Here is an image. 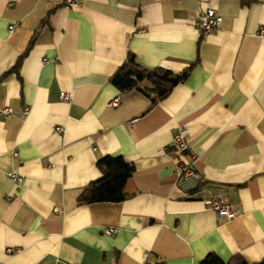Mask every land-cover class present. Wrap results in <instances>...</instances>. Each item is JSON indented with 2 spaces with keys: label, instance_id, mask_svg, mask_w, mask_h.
Instances as JSON below:
<instances>
[{
  "label": "crops",
  "instance_id": "1",
  "mask_svg": "<svg viewBox=\"0 0 264 264\" xmlns=\"http://www.w3.org/2000/svg\"><path fill=\"white\" fill-rule=\"evenodd\" d=\"M78 1L0 0V264L264 259V0ZM208 8L222 21L203 33L193 18ZM130 54L188 74L156 102L122 92L111 77ZM181 126L198 194L179 186ZM106 155L135 166L126 198L79 203Z\"/></svg>",
  "mask_w": 264,
  "mask_h": 264
},
{
  "label": "trees",
  "instance_id": "2",
  "mask_svg": "<svg viewBox=\"0 0 264 264\" xmlns=\"http://www.w3.org/2000/svg\"><path fill=\"white\" fill-rule=\"evenodd\" d=\"M188 71L173 72L165 67L149 69L138 63L134 54H130L124 64L112 75V83L122 92L132 89L143 91L153 102L165 97L171 89L186 78ZM149 83L146 84V83ZM97 166L101 177L92 181L78 196L79 203L118 202L127 196L125 185L135 171L133 163L121 155H106L100 158ZM201 264H264V259L250 263L240 254H234L228 261L214 252L208 253Z\"/></svg>",
  "mask_w": 264,
  "mask_h": 264
},
{
  "label": "built area",
  "instance_id": "3",
  "mask_svg": "<svg viewBox=\"0 0 264 264\" xmlns=\"http://www.w3.org/2000/svg\"><path fill=\"white\" fill-rule=\"evenodd\" d=\"M20 0H8V6L12 7L16 5ZM48 3H52L56 6H62L65 8H72L79 4L78 0H45ZM222 21V17L219 12L214 8H208L204 11H201L198 15L193 18L194 25L200 29L203 33H210L214 29L220 26ZM15 25H11L10 30H14ZM261 35H264V28L260 31ZM62 98L65 101H69L71 99V93L63 92ZM120 104V96L116 97L112 101V105L118 106ZM11 109L6 107L4 112L9 114ZM133 122V121H132ZM62 127L58 126L55 128L56 131H60ZM173 145L176 146L179 150L186 153L189 157V161L185 163H181L178 167L180 172V188L186 194H198L201 186V175L195 169L194 163L196 162V154L194 151L190 149L189 141L186 138V130L183 126H181L178 132L175 134L173 139ZM9 178L16 182L17 184H22L24 182V177L17 171H12L9 173ZM206 204L210 207L217 210L220 216L225 215L227 218H233L235 216V212L232 210L230 203L226 202L224 199L220 197H213L206 200ZM119 231L118 227H109L107 229V233L113 234ZM145 264H162L157 261L154 263H145Z\"/></svg>",
  "mask_w": 264,
  "mask_h": 264
}]
</instances>
